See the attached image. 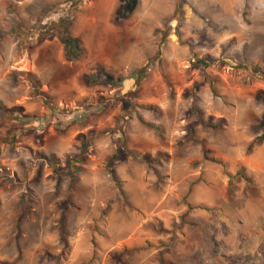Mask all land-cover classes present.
Masks as SVG:
<instances>
[{
	"label": "rangeland",
	"instance_id": "374dc122",
	"mask_svg": "<svg viewBox=\"0 0 264 264\" xmlns=\"http://www.w3.org/2000/svg\"><path fill=\"white\" fill-rule=\"evenodd\" d=\"M119 3L0 0V264H264V0Z\"/></svg>",
	"mask_w": 264,
	"mask_h": 264
},
{
	"label": "trees",
	"instance_id": "16d2710c",
	"mask_svg": "<svg viewBox=\"0 0 264 264\" xmlns=\"http://www.w3.org/2000/svg\"><path fill=\"white\" fill-rule=\"evenodd\" d=\"M138 5L139 0H120L115 15V22L121 24L123 20L129 18L134 13ZM73 27V22H71L69 19L64 18L60 20L59 24L56 25V27H54L53 31H48L52 36L55 35L59 37L60 41L64 45V56L68 61L80 60L85 52V48L80 38L73 35ZM198 63L202 66L208 65L205 59H200ZM103 72V69L100 68L97 73L88 76L87 79H89V81L91 82H97L100 79L99 76L102 75ZM119 80H122V77H120ZM33 85L35 89L40 88V82L37 79H33ZM259 98H264L262 93L259 94ZM259 126L263 127L264 122L262 121ZM95 137L96 135L93 131L90 132V138H87L86 135L82 134L80 136L81 145L79 147V153L72 156H68L66 158L64 167H58L57 165H55L54 172H56L57 175H70L73 179H75L76 177L74 173L82 169V164L87 158L89 147L91 146V142ZM256 140L264 141V133L258 136ZM126 155L136 157L139 156L134 151L127 149L124 146L123 142L117 147V151L110 158V161L115 159L122 160ZM111 173L114 177H116L114 175V172L111 171Z\"/></svg>",
	"mask_w": 264,
	"mask_h": 264
},
{
	"label": "crops",
	"instance_id": "0c3cea01",
	"mask_svg": "<svg viewBox=\"0 0 264 264\" xmlns=\"http://www.w3.org/2000/svg\"><path fill=\"white\" fill-rule=\"evenodd\" d=\"M112 11H113V10H111V12H112ZM111 12H110V14H111ZM110 14H109V15H110Z\"/></svg>",
	"mask_w": 264,
	"mask_h": 264
}]
</instances>
